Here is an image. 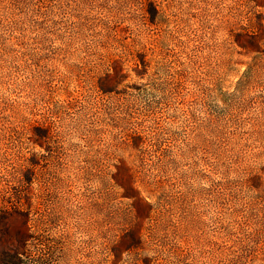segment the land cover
<instances>
[{
    "label": "rangeland",
    "instance_id": "374dc122",
    "mask_svg": "<svg viewBox=\"0 0 264 264\" xmlns=\"http://www.w3.org/2000/svg\"><path fill=\"white\" fill-rule=\"evenodd\" d=\"M3 257L264 264V0H0Z\"/></svg>",
    "mask_w": 264,
    "mask_h": 264
},
{
    "label": "trees",
    "instance_id": "16d2710c",
    "mask_svg": "<svg viewBox=\"0 0 264 264\" xmlns=\"http://www.w3.org/2000/svg\"><path fill=\"white\" fill-rule=\"evenodd\" d=\"M20 249H17V250H15V252H16V256L19 258L20 256H19V254L21 253L20 251H19ZM12 256V255H11ZM0 262H2V263H5V264H15L14 263V261H11L10 260V257H3V258H0Z\"/></svg>",
    "mask_w": 264,
    "mask_h": 264
}]
</instances>
